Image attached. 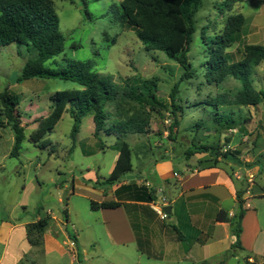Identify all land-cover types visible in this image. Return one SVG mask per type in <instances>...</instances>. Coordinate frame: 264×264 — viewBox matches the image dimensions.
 <instances>
[{
  "label": "rangeland",
  "instance_id": "rangeland-1",
  "mask_svg": "<svg viewBox=\"0 0 264 264\" xmlns=\"http://www.w3.org/2000/svg\"><path fill=\"white\" fill-rule=\"evenodd\" d=\"M122 1L53 0L60 18V31L65 37V47L60 56L45 65L57 69L65 66L68 59L90 62L92 71L105 78L118 92L132 88L137 93L138 101L110 102L105 106L110 117L108 127L116 125V129L121 130L131 119L145 126L143 133L130 134L126 139L133 148L136 169L143 165L153 166L155 161L168 157L181 164L186 150L201 141H218L223 151L244 152L241 155L245 156L246 151L243 150L249 145L250 132L256 124L250 119L251 108L236 104L235 95L241 84L230 76L218 82L217 75L208 82L206 73L213 59L212 48L223 35L228 20L234 16H243L245 24L237 43L226 52L237 54L246 46L264 47V0H203L196 16V33L188 54L194 75L185 80L181 79L183 70L175 61L160 51L148 50L135 31L123 26ZM34 57L33 52L16 44L2 48L0 52V95L8 89L11 95L19 98L17 110L22 115L21 124L25 128L19 158L9 155L15 142L14 131L11 127L0 128V222L31 224L45 218L49 212L65 218V211H68L76 229H84L87 207L84 196L90 193L84 187L86 182L82 175L87 174L90 168L109 177L118 156L111 147L116 138L102 133L101 139L106 148H101L93 136V114L78 123L73 138L75 122L69 114H65L55 130L46 137L55 151L50 154L48 150L35 147L29 138L38 129V121L49 114L50 98L59 91L80 87L59 79H32L17 83L26 61ZM235 59H239V55ZM251 80L253 84L259 82L264 85V60L254 66ZM177 84L179 92L172 103L170 94ZM214 102L221 105L214 107ZM173 104L180 109L175 110ZM2 110L0 104V114ZM174 111L179 116L180 126L170 135ZM217 118L221 119L220 122ZM224 118L234 120L238 124L236 129L221 122ZM198 123H204L206 129L202 131L197 127ZM215 128L219 129L218 133H215ZM220 163L229 165L230 162L222 160ZM234 166L236 164L232 168ZM73 178L76 179V194H72ZM243 180L242 177L241 182ZM64 186L68 189L64 190ZM164 203H169L167 198L156 205ZM249 203L252 209L264 214V198ZM76 229L70 224L71 233ZM116 256L123 258L118 251ZM94 257L97 262H104L102 257ZM244 257L245 254L241 253L227 264H245ZM56 258L46 259L43 253L36 256L37 264H56Z\"/></svg>",
  "mask_w": 264,
  "mask_h": 264
},
{
  "label": "crops",
  "instance_id": "crops-1",
  "mask_svg": "<svg viewBox=\"0 0 264 264\" xmlns=\"http://www.w3.org/2000/svg\"><path fill=\"white\" fill-rule=\"evenodd\" d=\"M254 85L264 88L263 83L254 82ZM250 108V119L256 128L250 132L249 145L243 150L245 156L241 155L244 152L240 153L241 161L252 165L250 169L237 165L232 168V162L204 167L201 163L207 157L204 154L182 159L181 164L168 157L155 161L153 166L137 169L133 163L130 175L140 178H126L121 183L108 185L104 183L108 177L88 168L87 174L82 175L84 187L90 193L84 196L87 201L84 229H76L69 215L64 218L49 212L46 216L51 218L50 225L41 244L34 246L26 230L30 223L1 221L0 264H37L39 253L46 259L57 256L56 264H227L241 253L249 264H264V214L252 209L249 203L264 198V104ZM242 177L250 184L245 196L247 211L242 222V249L231 253L235 238L230 223L217 221V216L220 212L226 213L229 219L235 215ZM75 183L73 178L72 194H76ZM150 196L155 200L151 202ZM165 198L169 203L162 206L170 207L171 214L163 222L153 206ZM92 202H115L121 206L94 211ZM70 224L77 231L71 233ZM116 251L123 258L118 259ZM94 256L102 257L104 262H97Z\"/></svg>",
  "mask_w": 264,
  "mask_h": 264
},
{
  "label": "trees",
  "instance_id": "trees-1",
  "mask_svg": "<svg viewBox=\"0 0 264 264\" xmlns=\"http://www.w3.org/2000/svg\"><path fill=\"white\" fill-rule=\"evenodd\" d=\"M202 3L203 0H123L121 21L128 30L135 31L137 38L148 50L160 51L175 61L183 70L182 80L191 79L194 72L188 54L196 33V16ZM86 13L90 16L87 10ZM244 24L245 19L241 15L228 20L223 35L217 39L212 48L213 59L209 63L206 78L208 82L212 81L214 75L219 76L218 82L227 76L237 79L241 89L235 95L236 104L250 108L264 104V90L257 91L251 80L254 66L264 60V47L246 46L237 54L226 52L237 43ZM12 44L24 46L35 54L34 58L26 61L16 80L17 83L32 79H59L75 83L80 87L76 90L59 91L50 98V112L38 121V129L30 135V142L40 150H48L51 154L55 148L46 137L55 130L65 114H69L75 122L72 130L73 138L76 136L78 123L87 115L93 114L95 126L93 136L102 149L104 148L102 133L115 137L116 143L113 148L119 153L115 168L104 183L115 185L125 181L126 177L133 173V149L126 141L127 136L143 133L145 126L141 123L138 125L137 121L131 119L121 130L116 129V125L108 127L110 117L105 111V106L110 102L138 101L137 93L132 88L118 92L105 78L92 71L90 62L68 59L65 66L57 69L45 65L60 56L65 47V37L60 31V18L53 0H0V52L2 48ZM238 55L239 59H235ZM178 92L177 84L170 94L172 103L176 101ZM220 102L218 104L214 102L212 105L218 107L221 105ZM0 104L3 109L0 114V128L11 127L14 131L15 142L10 156L19 158L25 139V128L21 124L22 115L17 110L20 100L17 96L11 95L7 89L0 95ZM173 108L180 109L175 104ZM172 115L170 135L180 126L179 116L175 111ZM220 120L217 118L218 122ZM223 121L227 126L234 128L238 126L231 118H224L221 122ZM205 126L204 123L197 124L202 131L206 129ZM218 132L219 129L215 128V133ZM196 154L207 156L206 160L201 161L204 167H216L222 160L242 168L252 167L241 161L240 153L223 151L218 141L206 143L201 141L193 144L186 150L185 158L189 159ZM249 185L247 181L242 182L237 192L236 213L232 218L229 219L224 212H220L217 216V221L230 223L231 233L235 238L231 253L236 249H242V222L247 211L245 196ZM154 200L155 198L150 196V201ZM120 206L121 204L115 202L91 203L94 211L113 210ZM65 213L67 217V211ZM50 222L51 218L46 216L26 226L29 242L32 245L41 244L42 236ZM73 240L76 241L75 238ZM245 264H249L247 259Z\"/></svg>",
  "mask_w": 264,
  "mask_h": 264
},
{
  "label": "built area",
  "instance_id": "built-area-1",
  "mask_svg": "<svg viewBox=\"0 0 264 264\" xmlns=\"http://www.w3.org/2000/svg\"><path fill=\"white\" fill-rule=\"evenodd\" d=\"M153 208H154L155 212L158 214L161 221L165 222L167 219H169V215L164 211V206H157L155 204L153 206Z\"/></svg>",
  "mask_w": 264,
  "mask_h": 264
},
{
  "label": "water",
  "instance_id": "water-1",
  "mask_svg": "<svg viewBox=\"0 0 264 264\" xmlns=\"http://www.w3.org/2000/svg\"><path fill=\"white\" fill-rule=\"evenodd\" d=\"M126 178H127V180H135V179L140 178V177L137 175H128ZM164 211L168 215L171 214V208L170 207H164Z\"/></svg>",
  "mask_w": 264,
  "mask_h": 264
}]
</instances>
